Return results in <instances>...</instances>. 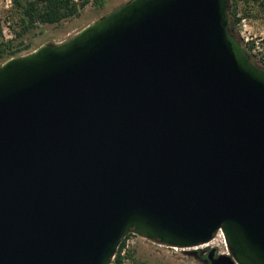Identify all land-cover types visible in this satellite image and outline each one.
<instances>
[{
    "label": "water",
    "instance_id": "95a60500",
    "mask_svg": "<svg viewBox=\"0 0 264 264\" xmlns=\"http://www.w3.org/2000/svg\"><path fill=\"white\" fill-rule=\"evenodd\" d=\"M229 0H126L0 63V264H111L132 232L264 264V66Z\"/></svg>",
    "mask_w": 264,
    "mask_h": 264
},
{
    "label": "rangeland",
    "instance_id": "374dc122",
    "mask_svg": "<svg viewBox=\"0 0 264 264\" xmlns=\"http://www.w3.org/2000/svg\"><path fill=\"white\" fill-rule=\"evenodd\" d=\"M100 1L102 4L90 0L78 16L64 19L60 23L39 24L37 28L27 32L23 36L24 41L32 43V50L46 42H62L85 25L94 21L104 13L113 10L126 0ZM229 1L231 5V0ZM240 5L242 7L238 10L237 14L240 18L235 25L231 23L232 30L245 46L251 59L256 62L258 58L264 55V10L259 9L257 4L254 3L250 8V13L248 15H242L244 8L243 0H240ZM10 6L11 4L8 0H0V28L3 40L15 38V32L18 31L15 17H11ZM6 26L8 27L6 30L7 34L5 35L3 33V28ZM246 36L251 38L249 39V44L244 42ZM126 239L130 240V242L128 246H126V243L124 244L121 254L126 255L129 252L131 256L126 257L122 264H204L199 259L184 254L183 250L161 245L133 234L132 232H130V235L126 236L125 240ZM209 246L210 247L198 248H206L209 250L215 247L219 252H228L222 236H217ZM111 264H113V260Z\"/></svg>",
    "mask_w": 264,
    "mask_h": 264
},
{
    "label": "trees",
    "instance_id": "16d2710c",
    "mask_svg": "<svg viewBox=\"0 0 264 264\" xmlns=\"http://www.w3.org/2000/svg\"><path fill=\"white\" fill-rule=\"evenodd\" d=\"M243 1L242 15H248L254 3L257 4L259 9L264 10V0ZM89 2L90 0H11V17H15L18 31L15 32V38L3 40L0 28V63L12 56L20 55L33 49L31 42L24 41L23 36L27 32L37 28L39 24H56L64 19L78 16ZM94 2L102 4L100 0H94ZM241 7L240 0H231L229 16L233 25L240 18L237 14ZM127 235H130V233ZM124 237L114 255L113 264H122L126 257L131 256L129 252L126 255L121 254L124 247Z\"/></svg>",
    "mask_w": 264,
    "mask_h": 264
},
{
    "label": "built area",
    "instance_id": "2783aa9c",
    "mask_svg": "<svg viewBox=\"0 0 264 264\" xmlns=\"http://www.w3.org/2000/svg\"><path fill=\"white\" fill-rule=\"evenodd\" d=\"M8 2L11 4V0H8ZM242 20H243V19H242ZM7 27H8V26H6L5 28H3V33H4L5 35L7 34V32H6ZM249 39H251V38H249V36H246V37L244 38V42H245L246 44H247V43L249 44ZM256 63L260 64L261 66H264V55H262L260 58H258V59L256 60ZM217 236H222V238H223V242L225 243V240H224V237H223L222 232H221V231H218V232L215 234V236L212 238V240L209 241L208 243L201 244V245H198V246H194V247H191L190 249H197L198 247H210V246H209L210 243H212V242L216 239ZM125 238H126V236L124 237V244L126 243V246H128V243L130 242V240H128V239L125 240ZM171 248L182 250V248H180V247H171ZM212 248H215V247H212ZM122 249H123V248H122ZM215 249H216V248H215ZM218 252H219V251H218ZM220 253H226V252H220Z\"/></svg>",
    "mask_w": 264,
    "mask_h": 264
},
{
    "label": "flooded vegetation",
    "instance_id": "af4514ba",
    "mask_svg": "<svg viewBox=\"0 0 264 264\" xmlns=\"http://www.w3.org/2000/svg\"><path fill=\"white\" fill-rule=\"evenodd\" d=\"M198 253V256H199V260L204 263V264H208V262L205 261L207 255H208V252L209 250H207L206 248H197L195 249ZM219 254H223V253H220L218 252L216 249H215V252H214V256H217Z\"/></svg>",
    "mask_w": 264,
    "mask_h": 264
}]
</instances>
